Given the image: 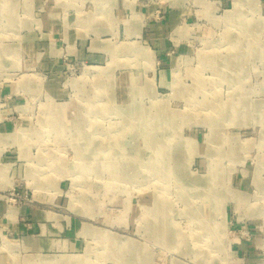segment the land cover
I'll return each instance as SVG.
<instances>
[{
  "label": "rangeland",
  "instance_id": "obj_1",
  "mask_svg": "<svg viewBox=\"0 0 264 264\" xmlns=\"http://www.w3.org/2000/svg\"><path fill=\"white\" fill-rule=\"evenodd\" d=\"M68 256L264 264V0H0V264Z\"/></svg>",
  "mask_w": 264,
  "mask_h": 264
},
{
  "label": "crops",
  "instance_id": "obj_2",
  "mask_svg": "<svg viewBox=\"0 0 264 264\" xmlns=\"http://www.w3.org/2000/svg\"><path fill=\"white\" fill-rule=\"evenodd\" d=\"M155 28L157 30V26ZM159 42L160 41L156 40V45ZM34 83H35L34 79H29V78L26 79L25 83L21 84V86L23 87V92H25V90L33 91V89H36L37 85ZM48 91L50 93H52L54 96H62L64 94H66L67 91L65 89H63V86L61 85V82H60V77L58 76L57 73H52V79H51V82L48 86ZM15 105L17 106V108L22 109V110L25 108V103L22 100H21V102H16ZM57 106H60V110H56ZM76 119H79V122L84 121V118L80 117V112H79V108L77 107V105H75L74 103L72 104V102L71 103L66 102V103H64V105L54 103L52 118L49 121H47L46 124L47 125L62 126L63 124L67 125V124L74 123L76 121ZM2 138H3L4 142H7V140L9 139L15 144L25 142V140L24 141L22 140V136H20L18 133H15V132L11 133V134H7L5 137H2ZM25 143L28 144L27 141ZM51 199H52V197L51 198L47 197V196L43 197L44 202H47V203ZM40 215L43 216V213H40ZM67 259H68L69 264H70V262H72V256H70V257L68 256Z\"/></svg>",
  "mask_w": 264,
  "mask_h": 264
},
{
  "label": "bare ground",
  "instance_id": "obj_3",
  "mask_svg": "<svg viewBox=\"0 0 264 264\" xmlns=\"http://www.w3.org/2000/svg\"><path fill=\"white\" fill-rule=\"evenodd\" d=\"M147 58H149V57H147ZM157 104H158V103H157ZM217 107H218V106H216V105H214V106L211 105L212 110H214V109L217 108ZM233 108H234V106H233ZM222 109L225 110L226 107H225L224 105H223L222 107L220 106V107H218V110H217V111H222ZM214 112H215V111H214ZM166 115H167V114H165L164 116L167 117ZM195 178H196V177H195ZM196 182H199V179L196 178ZM85 231H86L87 233H90V229H85ZM204 242H205V238L202 239V245H203V246H205V243H204Z\"/></svg>",
  "mask_w": 264,
  "mask_h": 264
}]
</instances>
